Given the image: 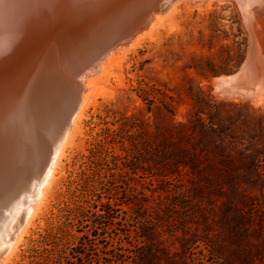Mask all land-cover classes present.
<instances>
[{
    "label": "trees",
    "instance_id": "trees-1",
    "mask_svg": "<svg viewBox=\"0 0 264 264\" xmlns=\"http://www.w3.org/2000/svg\"><path fill=\"white\" fill-rule=\"evenodd\" d=\"M132 90L152 121L111 107L97 114L86 153L71 161L62 198L21 264H264V152L250 136L223 132L218 105L174 121L172 95L148 84ZM235 185L260 191L233 205L226 244L200 225L226 217L232 206L218 200ZM212 196L218 204L206 202Z\"/></svg>",
    "mask_w": 264,
    "mask_h": 264
},
{
    "label": "bare ground",
    "instance_id": "bare-ground-1",
    "mask_svg": "<svg viewBox=\"0 0 264 264\" xmlns=\"http://www.w3.org/2000/svg\"><path fill=\"white\" fill-rule=\"evenodd\" d=\"M213 1L0 0V264L40 204L97 80L176 5ZM233 1L249 36L264 42V0ZM228 79H214L219 94L264 101V87L226 93Z\"/></svg>",
    "mask_w": 264,
    "mask_h": 264
},
{
    "label": "rangeland",
    "instance_id": "rangeland-1",
    "mask_svg": "<svg viewBox=\"0 0 264 264\" xmlns=\"http://www.w3.org/2000/svg\"><path fill=\"white\" fill-rule=\"evenodd\" d=\"M234 3L233 0H214L200 8L179 3L156 28L152 37L145 38L97 80L94 88L96 94L74 123L40 204L3 264L22 263L21 254L29 239L45 226L50 210L62 198L61 183L71 161L81 153H86L90 122L97 120V114H102L105 107H111L126 114L149 116V121H152V113L146 111L145 104L133 88L146 87L148 84L172 95L175 100L174 121L186 120L188 111L206 108L207 104L218 105L217 122L223 132L237 137L250 136L259 151L264 152V101H251L246 94L236 99L225 97L216 90L214 81L235 70L237 53H241V63L250 37ZM211 71L219 73L209 76ZM259 191V186L227 187L218 202L223 201V207L230 204L232 209H226V217L221 222L217 221L221 228L215 222L208 221L205 226L200 221V226L206 230L209 227L220 230L227 244L233 235L231 226L237 219L233 205L239 198L258 196ZM211 199L206 202L218 204L215 200L217 197L212 196ZM12 204L10 207L16 216L14 210L17 203ZM4 233L3 228L0 238H4ZM200 247H203L202 243ZM197 250L193 249L195 252Z\"/></svg>",
    "mask_w": 264,
    "mask_h": 264
},
{
    "label": "water",
    "instance_id": "water-1",
    "mask_svg": "<svg viewBox=\"0 0 264 264\" xmlns=\"http://www.w3.org/2000/svg\"><path fill=\"white\" fill-rule=\"evenodd\" d=\"M224 76L229 77L228 83L222 85L226 92L248 94L256 88L264 87V45L249 37L243 60L235 70ZM51 160L52 155L48 158L43 171L48 169ZM43 171L40 172L41 175Z\"/></svg>",
    "mask_w": 264,
    "mask_h": 264
}]
</instances>
